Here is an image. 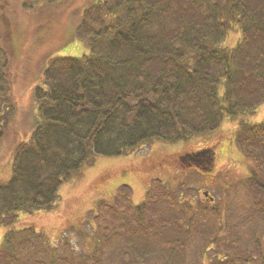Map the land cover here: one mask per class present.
Here are the masks:
<instances>
[{
	"label": "trees",
	"instance_id": "trees-1",
	"mask_svg": "<svg viewBox=\"0 0 264 264\" xmlns=\"http://www.w3.org/2000/svg\"><path fill=\"white\" fill-rule=\"evenodd\" d=\"M70 1L43 0L41 21L64 15ZM2 2L1 9L9 4ZM82 7L72 34L87 53L55 56L42 69L44 87L33 90L37 122L14 145L9 178L0 182V227L18 213L49 211L62 184L97 157L211 134L264 104V0H90ZM6 25L2 17L3 69V42L12 39L8 49L18 50ZM232 26L239 38L225 48ZM4 75L0 142L15 110ZM234 144L253 166L243 187L250 205L237 230L209 226L199 207L153 181L139 205L126 190L97 203L92 250L63 254L28 228L4 235L0 264H264L253 236L264 227V122L240 124ZM201 156L208 162L211 152Z\"/></svg>",
	"mask_w": 264,
	"mask_h": 264
},
{
	"label": "rangeland",
	"instance_id": "rangeland-1",
	"mask_svg": "<svg viewBox=\"0 0 264 264\" xmlns=\"http://www.w3.org/2000/svg\"><path fill=\"white\" fill-rule=\"evenodd\" d=\"M6 1L9 4L4 3L6 7L0 8V25L2 17L6 18L8 31L5 27L2 31L4 34L8 32L10 38L13 36L18 50L13 52L8 49L12 47V39L10 46L9 42H3L9 63L3 69L2 58L0 72L5 74L4 81L10 89V104L15 106V110L0 142V182L9 178L14 145L25 139L37 122L33 90L44 87L40 77L46 63L55 56L78 58L87 53L84 42L73 38L72 30L82 6L90 2L76 0L74 3L71 0L75 8L66 9L64 15L59 13L58 18L48 24L40 19L42 9L45 10L42 8L43 0ZM50 8L56 9V6ZM238 38L239 31L232 26L223 47H233ZM263 122L264 104L253 114L234 120L225 119L211 134L170 143L153 141L123 156L97 157L90 166H84L62 184L49 211L18 213L12 225L0 227V248L7 232L32 228L42 233L49 244L63 254H68L71 249L74 253L90 251L95 229L92 216L97 203H112L121 190H126L131 203L139 205L146 199L153 181L164 183L180 196V202L190 204L195 212L199 207V218L207 220L209 226L215 221L220 228L225 226L226 230L235 231L250 205L243 187L253 170L252 164L236 149L235 134L240 124ZM204 149L210 151L211 156L208 164L205 162L200 169L182 167L180 161L177 162L178 156ZM257 227L253 236L259 239L264 255V227ZM240 232L245 237V230ZM62 241L67 243L66 247H63ZM194 245H190L189 257L193 255Z\"/></svg>",
	"mask_w": 264,
	"mask_h": 264
},
{
	"label": "flooded vegetation",
	"instance_id": "flooded-vegetation-1",
	"mask_svg": "<svg viewBox=\"0 0 264 264\" xmlns=\"http://www.w3.org/2000/svg\"><path fill=\"white\" fill-rule=\"evenodd\" d=\"M179 157L180 156H178V158H176L177 162L179 161ZM204 164H205L204 159H201L200 157L198 158V157H193L192 156V158L186 159L183 162H181L180 166L189 167V168H191V167L192 168H198L199 167V169H200L201 168L200 166H202ZM206 164H208V162H206ZM204 193H206V192H204ZM207 196H208V194H207ZM210 200H211V198H210Z\"/></svg>",
	"mask_w": 264,
	"mask_h": 264
},
{
	"label": "water",
	"instance_id": "water-1",
	"mask_svg": "<svg viewBox=\"0 0 264 264\" xmlns=\"http://www.w3.org/2000/svg\"><path fill=\"white\" fill-rule=\"evenodd\" d=\"M187 158H191V156H188ZM180 161H182V158H180ZM206 196V194H204Z\"/></svg>",
	"mask_w": 264,
	"mask_h": 264
}]
</instances>
